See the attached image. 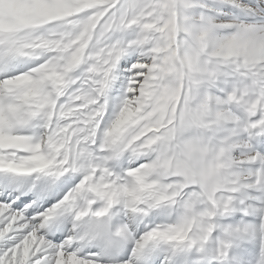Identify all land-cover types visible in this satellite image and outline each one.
<instances>
[{"label": "snow or ice", "instance_id": "1", "mask_svg": "<svg viewBox=\"0 0 264 264\" xmlns=\"http://www.w3.org/2000/svg\"><path fill=\"white\" fill-rule=\"evenodd\" d=\"M0 264H264V0H0Z\"/></svg>", "mask_w": 264, "mask_h": 264}, {"label": "rangeland", "instance_id": "2", "mask_svg": "<svg viewBox=\"0 0 264 264\" xmlns=\"http://www.w3.org/2000/svg\"><path fill=\"white\" fill-rule=\"evenodd\" d=\"M215 2V0H208V3H214Z\"/></svg>", "mask_w": 264, "mask_h": 264}]
</instances>
